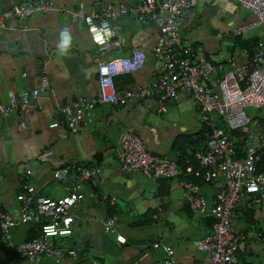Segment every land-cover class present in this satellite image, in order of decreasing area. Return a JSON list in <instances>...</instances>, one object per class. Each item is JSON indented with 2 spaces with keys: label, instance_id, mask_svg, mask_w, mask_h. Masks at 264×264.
<instances>
[{
  "label": "crops",
  "instance_id": "obj_1",
  "mask_svg": "<svg viewBox=\"0 0 264 264\" xmlns=\"http://www.w3.org/2000/svg\"><path fill=\"white\" fill-rule=\"evenodd\" d=\"M50 1L52 11L27 20H7L6 27L0 28V103L7 105L11 97L22 91H41L40 108L33 103L20 113H11L0 128V209L17 215L15 187L25 169L34 170L31 184L37 197L57 200L67 196L68 190L67 185L52 179L53 170L72 162L95 167L103 179L96 191L108 200L91 199L89 195L95 190L84 184L73 211L72 232L59 244L75 256H64L58 263L43 258V264H84L87 259L91 264H158L163 255L152 249L154 243L170 246L175 264L206 261L208 256L199 252L194 242L211 232V221L197 217L182 201L183 180H155L139 172L123 171L116 160L119 134L130 129L152 156L181 163L194 150L182 142L194 140L200 131L199 117L192 123L185 116L193 110L185 97L169 104L163 116L132 102L125 106L97 107L92 123L74 131L64 126L50 127L59 120L54 115L55 109L78 97L89 99L96 95V66L100 61L128 56L131 49H141L147 56L144 68L119 77L116 86L124 91L155 79L158 66L155 61L154 66L149 64L154 60L152 49L157 38L153 27H139L131 17L122 16L117 20L122 47L100 53L92 45L85 26L71 16L78 11L92 15L101 4L134 6L140 0ZM18 2L0 0V13L9 11ZM218 2L200 0L196 11L185 19L181 29L183 42L213 64L239 65L253 51L259 37L246 34L239 41L231 40L234 25L223 19L216 21L222 14ZM239 10L246 13V21L249 17L253 19L246 10L240 7ZM64 30L68 31L70 42L61 55L58 44ZM175 116L179 122L172 121ZM19 121L25 126L22 131L17 129ZM176 139L181 140L185 149L182 152L172 150ZM200 188L205 198L211 200L213 188L208 184H201ZM110 198H115V205L109 203ZM108 219H114L115 223L111 232L103 228ZM237 223L240 231L236 230ZM233 228L236 233L247 235V242L237 256L238 264H264V204L236 212ZM30 230L27 226L15 228L12 243L18 245L28 240ZM116 236L123 237L125 243L119 244ZM0 264L29 263L11 254L7 256L0 248Z\"/></svg>",
  "mask_w": 264,
  "mask_h": 264
},
{
  "label": "built area",
  "instance_id": "obj_2",
  "mask_svg": "<svg viewBox=\"0 0 264 264\" xmlns=\"http://www.w3.org/2000/svg\"><path fill=\"white\" fill-rule=\"evenodd\" d=\"M230 1L253 17L251 22L231 29L232 38L264 27V0ZM199 2L140 0L134 6L101 4L92 15L73 13V21L85 26L92 45L100 53L122 47L118 36L121 27L117 24L122 16L131 17L139 27H153L157 38L152 56L158 67L151 83L120 91L116 80L142 70L146 53L131 49L128 56L100 61L96 66V95L89 99L78 97L55 109L54 115L59 120L50 127L64 126L74 131L92 123L97 107L125 106L132 102L163 116L169 104L185 97L199 110L206 141L190 158H183V166L177 161L152 156L130 129L119 134L116 160L123 171L139 172L155 180H183L182 201L197 217L211 221V232L194 242V247L208 256L200 264H238L237 256L247 242V235L235 232L233 218L240 210L264 204V41L258 40L252 53L239 65L230 63L224 67L209 62L184 43L181 34L186 17ZM52 10L50 0H19L12 9L0 13V28L6 27L7 20H27ZM40 95L38 89L22 91L19 96L11 97L7 105L0 103V128L11 113H20L33 103L40 108ZM247 109L258 111L259 117L250 119ZM24 127L23 122L17 123V129L22 131ZM33 173L34 170L25 169L15 187L17 215L0 209L3 252L29 264H38L42 258L58 263L64 256L74 257L73 251L64 250L59 244L72 232L73 211L84 184L95 190L89 195L91 199L108 200L96 191L103 183L100 170L75 162L53 170L52 179L67 185L68 190L67 196L57 200L35 195L31 184ZM201 184H208L215 191L211 200L201 193ZM115 201L109 199L110 204L115 205ZM114 225V219H108L103 224L104 231H113ZM20 226L31 228L36 236L14 245L12 231ZM116 241L125 243L119 236ZM152 249L163 255L158 264H175L170 246L154 243Z\"/></svg>",
  "mask_w": 264,
  "mask_h": 264
},
{
  "label": "rangeland",
  "instance_id": "obj_3",
  "mask_svg": "<svg viewBox=\"0 0 264 264\" xmlns=\"http://www.w3.org/2000/svg\"><path fill=\"white\" fill-rule=\"evenodd\" d=\"M218 5H219V8L220 10L222 9V14L220 13L219 16H217L216 18V21L219 22L221 21L222 19L227 23H232V25H234V27H238V26H241V25H244L246 23H249L252 21V18L249 17V20H245L246 18V13L243 12L242 10H239V7L236 6L232 1L230 0H219L218 2ZM196 11V10H195ZM251 35V34H254L256 36H258L259 40H264V27L263 28H258V29H254V30H251L250 32L247 33V35ZM247 35H243L242 37H237V38H230L231 40H235V41H239L240 38H244L246 37ZM263 36V37H262ZM201 54V53H200ZM154 61L155 60H151L149 62L150 66H154ZM191 109L192 112H186L185 113V116H187V119L190 120L192 123H195L196 121V117L198 118V115H199V110L191 105ZM195 109V110H194ZM194 112L196 113V115L194 114ZM246 115L250 118V119H256L259 117L260 113L256 110H253V109H247L246 110ZM167 116V115H166ZM165 117V116H164ZM215 117V120L217 119L216 116ZM167 119V118H166ZM165 120V119H164ZM186 120V118H185ZM172 121L174 122H179L180 119L178 117H174L172 118ZM200 124V123H199ZM201 125H200V130H201ZM191 131V130H190ZM171 158L172 155H171ZM20 229H24L25 226H20L19 227ZM236 230L237 231H240L241 228L239 227V223L236 224ZM13 232V231H12ZM20 235L22 234V232L19 233ZM249 243V242H248ZM247 243V244H248ZM246 244V245H247ZM39 264H43V258L41 259V261L39 262ZM84 264H91V260L90 259H87L86 262H84ZM246 264V263H244Z\"/></svg>",
  "mask_w": 264,
  "mask_h": 264
},
{
  "label": "trees",
  "instance_id": "obj_4",
  "mask_svg": "<svg viewBox=\"0 0 264 264\" xmlns=\"http://www.w3.org/2000/svg\"><path fill=\"white\" fill-rule=\"evenodd\" d=\"M256 43H257V41H255L253 47L251 46V43H250V48L252 47V49H253L255 47ZM205 141H206V139L204 137L203 128H201V130L197 133V138L195 140L188 141V142L187 141L182 142L184 144L187 143L188 145L192 146L191 148L194 149V150L190 151L189 155H186V156L188 158H190L192 153H194L196 150H199L200 147L204 146ZM172 150H173V152H177V153L182 152V150H185V149H183V147H181V140H178V139L175 140V142L172 146ZM178 165L183 166V160L182 159H181V163H180V161L178 162ZM250 217H251V215H250ZM210 226H211V224H210ZM28 235H29L28 240H30L36 236V234L33 233V230H30ZM0 248H2L1 245H0Z\"/></svg>",
  "mask_w": 264,
  "mask_h": 264
},
{
  "label": "clouds",
  "instance_id": "obj_5",
  "mask_svg": "<svg viewBox=\"0 0 264 264\" xmlns=\"http://www.w3.org/2000/svg\"><path fill=\"white\" fill-rule=\"evenodd\" d=\"M70 42V36L67 30L61 32L60 42L58 48L60 49V54L63 55L67 50Z\"/></svg>",
  "mask_w": 264,
  "mask_h": 264
},
{
  "label": "water",
  "instance_id": "obj_6",
  "mask_svg": "<svg viewBox=\"0 0 264 264\" xmlns=\"http://www.w3.org/2000/svg\"><path fill=\"white\" fill-rule=\"evenodd\" d=\"M244 247L242 246V249H243Z\"/></svg>",
  "mask_w": 264,
  "mask_h": 264
}]
</instances>
